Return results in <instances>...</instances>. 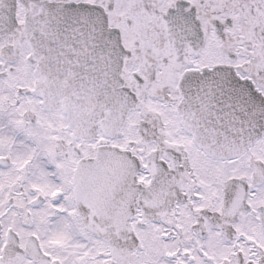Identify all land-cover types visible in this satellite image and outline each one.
Returning <instances> with one entry per match:
<instances>
[{
    "label": "snow or ice",
    "instance_id": "6c2138e0",
    "mask_svg": "<svg viewBox=\"0 0 264 264\" xmlns=\"http://www.w3.org/2000/svg\"><path fill=\"white\" fill-rule=\"evenodd\" d=\"M0 264H264V0H0Z\"/></svg>",
    "mask_w": 264,
    "mask_h": 264
}]
</instances>
